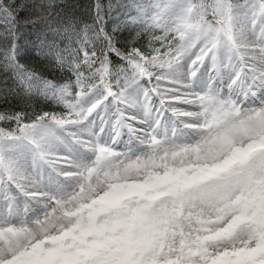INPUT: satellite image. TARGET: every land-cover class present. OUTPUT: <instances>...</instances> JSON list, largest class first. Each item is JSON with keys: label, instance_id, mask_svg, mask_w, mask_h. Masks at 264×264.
Instances as JSON below:
<instances>
[{"label": "snow or ice", "instance_id": "obj_1", "mask_svg": "<svg viewBox=\"0 0 264 264\" xmlns=\"http://www.w3.org/2000/svg\"><path fill=\"white\" fill-rule=\"evenodd\" d=\"M0 264H264V0H0Z\"/></svg>", "mask_w": 264, "mask_h": 264}]
</instances>
